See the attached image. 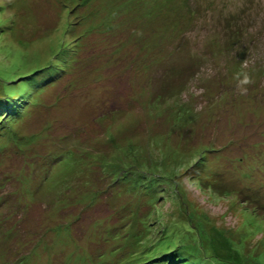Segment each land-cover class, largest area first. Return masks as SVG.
I'll use <instances>...</instances> for the list:
<instances>
[{
    "label": "rangeland",
    "instance_id": "374dc122",
    "mask_svg": "<svg viewBox=\"0 0 264 264\" xmlns=\"http://www.w3.org/2000/svg\"><path fill=\"white\" fill-rule=\"evenodd\" d=\"M194 1L0 0V87L76 44L0 119V264H264V0Z\"/></svg>",
    "mask_w": 264,
    "mask_h": 264
},
{
    "label": "trees",
    "instance_id": "16d2710c",
    "mask_svg": "<svg viewBox=\"0 0 264 264\" xmlns=\"http://www.w3.org/2000/svg\"><path fill=\"white\" fill-rule=\"evenodd\" d=\"M84 1V3H86L89 0H82ZM159 2V6L162 7V9L167 8L168 11H171L173 13H176L177 11H185L189 17L193 18L194 15L196 13H201L200 11V6H197L196 4H194V0H157ZM136 3V2H135ZM157 6V7H159ZM161 9V8H160ZM183 19H180L177 17V20L174 21L175 24H179L181 21L184 20V17H182ZM69 29H67L66 32H68ZM195 39V38H194ZM226 44H228V41L226 42ZM76 44H73V42H70L67 40L66 35L65 38L63 37V41H62V47L60 50H63V55H62V60L60 61L61 64H59L58 66H56L57 68L52 67L54 70H37V71H33L32 72V66L30 65L29 68L27 69V73L25 74H21L20 76H16L15 78H13L10 81H2L1 82V87H0V119L3 120H12L15 117H21L24 112V108H26L28 103H25L24 101H26V96L30 95L31 93L33 94H40L42 91V87L49 82L51 79H56L58 77V75L60 76L62 73L65 72V70H68V68H70L72 61H73V57L75 55V46ZM222 47H220L221 50ZM196 66V61L195 63L191 66L192 72L193 67ZM60 71V72H59ZM30 72H32L31 74H29ZM177 103V108H176V115L179 118H183V117H190L191 113L189 111V109L187 108L189 103H185L181 101V98L179 96V101L176 100ZM24 109V110H23ZM6 121H4L5 123ZM111 140L112 137L110 136ZM133 146H130L129 144L123 148L125 151L127 152L124 155V158H127V161H124L122 168H117V167H113L116 168L113 173L111 174L114 175L117 172H120L122 170H130V169H136L139 170V172H144V167L145 164L138 165L137 162H135V158L133 155ZM111 149H113V146L111 147ZM115 149V148H114ZM207 150L206 148L201 150H195L196 152L194 153H200L203 155V161L201 163V165H203L204 169H208L207 171H209V173L213 174L209 168H208V160L206 155L203 154V152ZM70 152L74 153L78 157H80V153L77 152V150H70ZM196 155V154H195ZM192 156H194L192 154ZM122 157V156H121ZM197 155L194 157L196 158ZM117 158L121 161L120 156H117ZM123 158V159H124ZM122 159V161H123ZM71 161V160H70ZM66 161L67 164H71V162ZM185 161V159L183 160ZM194 162H196V159L193 160ZM186 162V161H185ZM236 162L231 163V165H235ZM84 163H82L81 165L77 166V169L73 172V174H78L81 171V166H83ZM73 165V164H71ZM85 165V164H84ZM111 166L109 165V170L110 171L112 168H110ZM43 173L46 172L45 174L47 175L48 172L46 171V166H44L41 170ZM72 174V173H71ZM215 175V174H214ZM42 176V175H41ZM217 177V176H216ZM219 179V178H218ZM91 186V185H90ZM89 187V186H88ZM99 188V187H98ZM95 189V188H94ZM94 189L90 192H93ZM87 191V190H86ZM98 191V190H97ZM245 199V198H243ZM247 202V206L249 208H251V210L253 212H255L257 215H264V209H263V205L259 204L258 202L252 200L251 198H248L246 200ZM115 230L112 232H115L118 227L114 226ZM62 234L66 236H68V231H63ZM107 238L111 239V237L109 236V234L106 236ZM112 257H115V253L114 251L111 252ZM121 255V254H120ZM131 257L129 256V252L127 254H124L123 257L121 258L120 261H118L119 264H131ZM22 262V264H27V261L20 259L17 263ZM155 262V261H153ZM153 262H145L150 264ZM14 263V264H17ZM102 264V263H101ZM115 264V263H114Z\"/></svg>",
    "mask_w": 264,
    "mask_h": 264
},
{
    "label": "clouds",
    "instance_id": "9594fccd",
    "mask_svg": "<svg viewBox=\"0 0 264 264\" xmlns=\"http://www.w3.org/2000/svg\"><path fill=\"white\" fill-rule=\"evenodd\" d=\"M248 83H250V80L247 75H244L243 79L240 80V84H248Z\"/></svg>",
    "mask_w": 264,
    "mask_h": 264
}]
</instances>
